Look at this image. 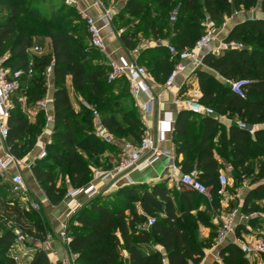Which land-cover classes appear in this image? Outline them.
<instances>
[{"label": "trees", "instance_id": "1", "mask_svg": "<svg viewBox=\"0 0 264 264\" xmlns=\"http://www.w3.org/2000/svg\"><path fill=\"white\" fill-rule=\"evenodd\" d=\"M258 1L127 0L122 14H129V21L132 15L140 14L138 24L149 26L146 37H152L154 42L167 39L182 52L193 48L206 32L202 22L204 16L210 17L217 30L235 11L255 6ZM25 2L0 0V58L7 55L2 66L9 67L11 71H28L32 59L30 49L39 37L50 39L51 51L36 55L34 73H26L20 88L12 95L9 132L5 142L8 152L18 159H23L36 146L46 127V113L40 110L30 121L23 111L21 98L26 96L30 107L38 106L48 93L46 69L53 62L54 130L51 142L46 145L47 156L34 162L32 172L50 203L59 205L65 199L68 187L64 181L59 183L57 174L60 170H65L64 175H68L73 188L84 187L93 178V168L81 152H86L91 158L96 156L93 163L102 169L113 168L121 153L119 144L102 140L96 135L91 108L80 104V109L76 110L68 87L69 78L73 90L98 110L103 125L115 139L137 143L145 134L146 127L131 94L129 80L125 76L109 80L111 65L102 51L91 42L83 46L81 41L73 39L65 16L49 18L48 23L53 25L45 24L41 16L22 22L26 13L33 11L32 7L27 11ZM146 3L155 6L154 17H151ZM176 6L178 13L173 14L176 18L172 21L171 13ZM201 9H205L202 14ZM72 10L79 12L75 7ZM116 18L113 17V27ZM84 21L90 41L85 18ZM136 35L134 28H125L119 37L124 46L132 51L137 48ZM227 40L242 43L244 47L228 49L220 55L210 52L205 55L203 63L228 80L247 77L250 83L246 95L234 94L231 86L198 68L194 73L199 79L202 101L212 106L218 115L237 110L250 124L262 125L264 19H247L236 24ZM141 60L151 65L148 71L162 82L167 80L178 61L163 44L142 50L138 57L140 64ZM223 129L215 116H199L183 110L176 118L173 134L177 163L183 172L198 171L199 178L211 188L212 200L184 183L179 184L180 188H169L166 181L157 182L152 187L131 185L109 194L99 193L87 199L67 223L69 247L77 254L76 263L201 264L206 249L216 244L218 225L212 219L214 208L221 205L218 194L223 165L221 159L228 161L238 172V178L242 179L252 172L249 163L258 157L256 145L264 150V127L255 131L254 136L237 123H232L228 132ZM112 148L116 149L115 155L103 161L100 155ZM258 175L264 178L263 162ZM6 189L7 184L0 182V264H52L42 247L36 248L30 262L17 261L11 255L10 249L16 241L15 228L41 241L46 239L48 232L43 219L30 220L31 212L23 208L22 200L16 203L14 197L2 195ZM263 192V183L252 189L241 211L250 212L253 198ZM203 202L210 204L209 210L198 209ZM149 217L154 218V223L147 226ZM7 222H11L12 226L7 227ZM201 224L211 228L208 238H200ZM156 245L163 247L164 251L155 248ZM219 256L222 263L214 261L213 264H252L236 242L223 247Z\"/></svg>", "mask_w": 264, "mask_h": 264}, {"label": "built area", "instance_id": "2", "mask_svg": "<svg viewBox=\"0 0 264 264\" xmlns=\"http://www.w3.org/2000/svg\"><path fill=\"white\" fill-rule=\"evenodd\" d=\"M64 2L70 6L74 5L75 3L74 0H64ZM98 6L102 9V20L104 24L103 27L99 26L95 20L89 17L87 14L84 13L83 16L88 24L91 45L100 50H104L106 48V42L103 36V28H106L110 31L113 30V17L110 11L105 8L103 1L99 0ZM175 18V15H173L172 19L175 20ZM213 25V22L210 21L206 32L191 49L179 52L174 45H167L172 57L178 60L175 68L165 81V86L167 88H173L175 86L177 77L181 74H185L190 66H192L193 70L201 68L204 65L203 59L206 54L211 52L215 55H220L225 50L240 48L239 44L235 41L224 42L220 46H213L216 31ZM30 50L36 54H43L42 47L38 45H34ZM33 64L34 60H31V67L28 69V71H25L24 69L11 71L10 69L3 67L0 62V135L4 138H6L9 132L8 118L12 108V95L20 88L22 77L26 73L29 75L34 73ZM110 65L111 72L109 75V80L125 76L129 80L130 90L133 95L136 96L138 94H144L146 96L145 101L141 105V110L144 112L150 111L153 107L155 97L150 84L152 77L147 67L143 64H140L137 59L112 60ZM53 71L54 64L52 62L46 69L48 80L51 76H53ZM230 83L232 92L238 96L244 97L246 95V88L250 82L248 79L241 78L231 80ZM202 96L203 94L201 93V90L195 89L188 95V97H176L175 103L178 111L187 110L201 116H214L216 114L215 109L205 104L202 101ZM24 100L26 101V98H24ZM48 102L49 100L46 96L38 103V107L39 109L45 111L47 121L53 122L54 115L47 111L49 104ZM85 105L93 110L96 135L108 142L114 141V136L103 125L98 110L94 109L88 104ZM174 122V118L168 114L166 119L160 121L158 124L157 131L159 136L145 132L141 140L137 143L129 140L122 141L120 145V160L113 166V168L94 170V177L99 179L102 182V185H96L94 181H91L84 187L72 188L67 192L65 199L70 200L69 203L72 206V212L75 213L82 205L81 202L76 200V197L79 194H83L86 198H92L99 193H106L112 188L117 189L122 184L130 183L132 172L143 170L149 166H152L162 155H167L173 160L170 167L171 180L176 181L177 183H184L198 193L205 195L209 200H212L211 188L199 178L197 170L178 173L181 168L175 162V155L173 151L160 150L158 148L157 141L164 138L165 132L173 130ZM259 128V125H254L252 132L257 131ZM45 156H47L46 144H44L42 147L37 158L42 159ZM23 164V159H18L10 152L0 154V176L3 179H10L13 189L18 194L23 193L22 200L29 202L30 196L27 194L25 179L19 170ZM219 182L220 189L218 194L220 197H225L227 196L225 187L228 184V177L225 173L220 174ZM33 206L37 207V204L33 203ZM222 210L223 209L221 205L219 208H214L213 210L214 218L216 219L218 225L216 238L217 242H222L230 232L234 231L238 218H240L239 220H241V222L248 223L251 218L254 217L253 214L250 215L242 213L240 209L237 208L231 209L227 213H223ZM153 223L154 218L149 217L147 226H150ZM15 233L16 243H23L28 237L16 228ZM62 235L69 243L70 237L67 233V225L64 226ZM235 242L238 244L246 258H248L250 261L256 262L257 264H264V232L260 233L253 241L239 237L235 239ZM26 255L28 256V252ZM30 258H32V256ZM74 258H77V254L75 253ZM15 259L17 260V257H15Z\"/></svg>", "mask_w": 264, "mask_h": 264}, {"label": "crops", "instance_id": "3", "mask_svg": "<svg viewBox=\"0 0 264 264\" xmlns=\"http://www.w3.org/2000/svg\"><path fill=\"white\" fill-rule=\"evenodd\" d=\"M74 1H75L74 5H71V6L75 7L82 15L84 13L87 14L89 17L94 19L95 22L99 26L103 27L104 24L102 20V9L98 6L99 0H74ZM105 8L108 9L110 13L112 14V17H114L115 11L112 8L107 7L106 5H105ZM256 18L264 19V13L238 12L232 15L231 17H228L224 25L215 31V38L213 41V46H220L224 42H231L227 40V37L236 24L241 23L247 19H256ZM103 36L106 42V48L101 51L105 55L109 63L112 60H132V59L138 60L137 57H138L139 51L128 50L124 46V44L121 42L119 35L115 32L114 27L112 31L106 28H103ZM37 39L40 40L43 38L39 37ZM47 40L51 45L50 39L47 38ZM159 44H163L166 46L168 45L166 41L162 40L160 42H154L153 46L159 45ZM30 52H31V55H36V53H33L31 50ZM31 60H34V59L32 58ZM0 62L2 65V61ZM5 68L10 69L9 67H5ZM201 69L213 74L222 83L231 81V80L226 79L225 77H223L222 75L214 71L213 69L207 67L205 64L201 67ZM194 71L195 70H193L192 66H190L185 74H181L177 77L175 86L173 88H167L165 86V82L157 80L150 73L152 77L150 84H151L153 95L155 97V101H154L152 109L148 112H144L141 110V105L145 101L146 96L144 94H138L135 96L131 93L135 100L136 105L139 107L140 112L142 114V120H143L144 126L146 127V132L151 133L155 136H159L158 131H157L158 124L160 121L166 119L168 114L171 115L172 118H174L176 122V118L178 114L181 111H183V110L178 111L176 103H175L176 97H179V98L188 97V95L193 90L195 89L201 90L199 79L197 75L194 73ZM68 87H69V91L71 94V89L73 88L71 86L70 78L68 79ZM54 90H55L54 77L51 76L49 78L48 93L46 96L49 100L47 111L52 113L53 115H54V103H53ZM24 98H26V101L24 100ZM21 99H22L23 111L25 113L28 112L27 113L28 117L30 119L33 118L34 120L36 118L35 110L32 108L26 107L27 97L23 96ZM75 105L76 107H78L77 104ZM214 116L220 120V122L222 123L224 127H226L227 132H228V129L232 123L230 122L229 124H227L226 121H223L224 119H227L226 114L225 115L215 114ZM175 122H174L173 130H169L165 132L164 138L162 140L159 139L157 141V145L160 150L173 151L175 155V162L177 163V156L175 152V142L173 140ZM250 126L252 127V125ZM53 130H54V121L53 122L47 121L46 127L44 128L42 134L38 138L36 147L33 149V152H35L36 154L34 155V153L32 152L26 155L23 158L24 164L19 168V170L23 172V175L28 178L27 183L25 181V184H26L28 195L30 193L29 195L30 199H32L34 203L39 205L40 209L42 210V215L44 216V223L46 225L47 232H48L47 237L44 241H41L33 237H29L28 240H26V242L24 243H19L17 246H15L16 244H14L10 249V253L12 256L17 257V261L30 262L34 257L36 248L42 247L47 252L48 257L52 264H74V263L77 264L76 259L74 258V253L70 250L69 243L66 241V239L62 235V231H64V226L67 225L69 218L73 214L72 206L69 203L70 200L64 199L59 205L51 204L50 201L48 200V197L46 196L40 184L35 179L33 172H32V165L34 164V160L37 158L44 144L47 145L48 143L51 142ZM95 130H96V127H95ZM112 142L113 143L115 142L119 145H121L122 143V141L120 140L116 141L115 138H114V141ZM6 152H8V149L6 146L5 138L0 135V154H5ZM216 156L218 157L217 154ZM172 162H173L172 158H170L167 155H162L152 166H149L143 170H137V171L132 172L131 182L127 184H122L120 185V187L140 185V184H149V187H152L157 182L166 181L169 188H175V187L180 188L179 186L180 183H177L176 181H173L170 178V174H171L170 167L172 165ZM94 170L95 169H93V171ZM180 172H183L182 168L180 169L178 173ZM8 180L10 184H12L10 179ZM91 181L92 182L94 181L96 185H102V182L99 179H96L95 177H93ZM59 183H61V181ZM117 189L112 188L104 194H109ZM84 199H87V198L83 194H79L76 197V200L81 203ZM244 200L245 198L240 203V207H239L240 211H241V206ZM22 201L26 205H28V202H25L24 200ZM221 206L223 209L222 210L223 213H227L231 210L229 209V197L228 196L221 197ZM209 207H210L209 203L203 202L202 204L199 205L198 209L201 211H205V210H209ZM235 208L236 207H234V209ZM138 209L142 211L140 206H138ZM242 213H245V212H242ZM239 219L240 218H238L237 220L234 231L230 232L224 238L222 242L216 241V244L212 248L206 249L205 258L201 264H213V262L218 260V258L220 257L219 256L220 250L226 245H228L229 243L235 242L236 238L240 237V238H245L249 241H253L257 238V236L260 233L264 232V216L257 218L255 221L250 220L248 223L241 222V220ZM212 222L215 225H217V221L214 217L212 219ZM210 233H211L210 227H207L202 224L200 225V236L202 238H208ZM155 248H158L159 250L164 251L163 247H161L160 245H156ZM27 252H28V256L26 255ZM16 253L19 254V256L21 257L20 260L17 255L15 256ZM125 255H127L126 252H125ZM31 256L32 258H30Z\"/></svg>", "mask_w": 264, "mask_h": 264}, {"label": "rangeland", "instance_id": "4", "mask_svg": "<svg viewBox=\"0 0 264 264\" xmlns=\"http://www.w3.org/2000/svg\"><path fill=\"white\" fill-rule=\"evenodd\" d=\"M25 1H26L25 3H26L27 11H28V9L30 10L31 7H32L31 9L33 11L27 12L25 17L23 18L22 22L26 23V21L29 20V18H36L37 19L41 16L43 18V22L45 24H50V25L52 24L53 25V23H48L49 18H52L53 16H56V15L58 18L61 16H65L67 18L66 23L69 25V34L71 35V37L77 41H81L83 46L90 45V41H89V38L87 36L88 34L86 31V23L84 21V17L81 13H79V12L77 13L76 11H73L72 10L73 6L67 5L64 2V0H25ZM126 2H127V0H106L104 2V4L107 7L112 8L115 11L114 17H117V18L115 19L114 27H115V32L119 36L125 30V28H134L135 29V32L137 34L136 37H137L138 43H137V48L134 50L139 51V53H138V57H139L140 52L146 48L152 47L154 41L152 40V37H146L145 32L149 31V26L138 24V18L140 16V14L132 15L130 21H129V14H127V13L122 14V12L125 11ZM146 7H148V11L151 14V17H154L156 15L155 6L152 4L146 3ZM204 12H205V9L200 10L201 14ZM238 12H244V13L260 12V13H264V10L262 9V0H259L255 6H252L250 8L246 9L244 7H241L239 10L235 11L234 14H236ZM177 13H178V9L176 6L171 13L170 20L174 21L172 19V15L173 14L177 15ZM201 14H199V15H201ZM210 20L211 19L208 15L204 16V18H202V22L206 26V29H208V24H209ZM124 23H126V25H124ZM213 27H215V26L213 25ZM160 41H162V40H160ZM160 41H158V42H160ZM164 41H166L168 44H170L169 40L166 39ZM238 44H239L240 48L244 47V45L242 43H238ZM35 45L42 47L43 54H47L51 51V45L48 42L47 38H43L40 40L36 39ZM169 53H170V51H169ZM43 54H41V55H43ZM36 55L41 56L40 54H36ZM36 55H31V58L34 59L35 57H37ZM6 56L1 57L0 61L3 62V60L6 58ZM95 62H97V61H95ZM100 62H101V60H100ZM141 63L144 64L149 70V68L151 66L149 63H147L145 60H141ZM241 78L248 79L247 77H241ZM224 84L226 86H230L231 83H230V81H228ZM72 90L73 89H71V96H72L73 104H74L76 110L80 109V104H82L84 106H86L85 104H88L89 106H91L88 103V101L84 100L78 93H76L74 90L73 91ZM246 92H247V89H246L245 93ZM75 104H77L78 107H76ZM26 107L34 109L36 116L39 113V111L41 110V109H39L38 106L37 107L36 106L30 107L29 104H26ZM87 108H89V107H87ZM27 113H26V115H27ZM27 117H28V115H27ZM226 117H227V119H224L223 121H226L227 124H229L230 122L231 123H237L240 127L242 125H245V124L246 125H252V127H250L248 131L254 136V133L252 131H253V125H255V124H250L249 122H247V120H245L243 118V113L241 111L231 110V111L226 113ZM28 119L30 121H33V118L30 119L28 117ZM257 125H260L259 126L260 128L264 127V124H262V125L257 124ZM226 130H227L226 127H224L223 131L225 132ZM115 140L117 141L118 139H115ZM33 149L28 154L32 153ZM115 151H116L115 148L106 149L105 153L103 155H100V157H102L103 161H105V160H107V158H112V156L115 155ZM33 153H34V155L36 154L35 152H33ZM256 153L258 154V157H256V159H254V160H251V162L249 163L250 168H252V172L249 175H247V174L244 175L242 179L238 178V172L231 166V164L228 161H224L223 158L221 159L223 161L221 172L225 173L228 177V184L226 185L225 188L227 191V196L229 197V205H231L229 207V209H234V207L240 209L239 208L240 203L242 202V200L244 198H246L250 194L251 190L254 189L255 187H257V185H259L261 183L264 184V178L260 177L258 175L260 164L262 162L264 163V150L262 149V147H259L258 145H256ZM81 155L86 159V161L89 163L91 168L102 169V168H98V166L93 163V160L96 159L95 158L96 156H93L91 158L90 155H88L86 152H81ZM37 159L38 158H36L34 160V162ZM64 171L60 170L59 173L57 174V176H58L59 181H61L62 183L64 181L68 185V187H67V192H68L73 187H72V185H71V183L67 177L68 175H64ZM21 173L23 175V172H21ZM93 177H94V171H93ZM24 179L27 183L28 178L24 176ZM0 182H4L7 184V189L4 190L2 193L3 196L14 197L16 203H18V202H20V200H22L21 198H22L23 193L22 194L15 193L14 189H13V185L10 184L8 179L7 180L3 179L0 176ZM145 185L149 187V184H145ZM27 194H28V192H27ZM29 195H30V193H29ZM87 199H90V198H87ZM87 199H84L82 201L81 206H83L85 204ZM253 202L254 203H253L252 209L250 212H248V214H250V215L253 214L254 217L251 218V220L255 221L257 218L264 216V192L260 196H255L253 198ZM33 203H34V201L32 199H30V201L28 202V205H26L25 203H21V204H22L24 209L31 212L30 220H39V219L44 220V216L40 214V210H41L40 206L39 205H37V207L33 206ZM11 225H12L11 222L6 223L7 227H10ZM199 234H200V232H199ZM28 238L29 237H27L26 240H28ZM200 238L203 239L201 236H200ZM26 240L24 242H26ZM15 244H16L15 246H17L19 243L15 242ZM16 255L18 256V258L20 260L21 257L19 256V254L16 253L15 256ZM2 260H4V257L2 258ZM216 261H219L220 263H222V259L220 257ZM251 263L257 264L256 262H253V261H251Z\"/></svg>", "mask_w": 264, "mask_h": 264}, {"label": "water", "instance_id": "5", "mask_svg": "<svg viewBox=\"0 0 264 264\" xmlns=\"http://www.w3.org/2000/svg\"><path fill=\"white\" fill-rule=\"evenodd\" d=\"M250 127H251L250 125H242V128H245L247 130H249Z\"/></svg>", "mask_w": 264, "mask_h": 264}]
</instances>
